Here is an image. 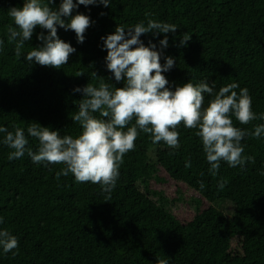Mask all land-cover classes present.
Here are the masks:
<instances>
[{
  "label": "trees",
  "instance_id": "1",
  "mask_svg": "<svg viewBox=\"0 0 264 264\" xmlns=\"http://www.w3.org/2000/svg\"><path fill=\"white\" fill-rule=\"evenodd\" d=\"M23 3L0 0V39L5 42L0 50V126L12 132L23 128L29 140L26 147L34 152L39 141L27 133L32 123L58 130L61 136L75 138L81 133L72 117L83 93L75 88L98 86L101 78L113 87H124V81L116 82L107 70L101 37L117 26L146 25L148 19L178 28L167 34L169 44L161 56L162 64L169 56L176 61L163 73L170 89L215 81V93L238 83L235 91L247 88L252 110L264 114V0H111L108 7L79 5L73 15H88L93 23L83 43L77 42L75 32L58 26L59 38L76 49L60 69L24 58L42 45L37 39L40 32L47 35L39 27L16 57L14 43L8 42V28L16 26L8 13ZM60 3L55 0L50 6L58 9ZM185 34L191 39L181 45ZM164 35L150 32L140 39L145 46L151 40L159 50ZM210 99L205 94V107ZM94 115L102 118L98 112ZM232 119L234 126L249 133L264 124V119L246 125ZM134 124L135 120L129 126ZM177 131L178 149L164 142L153 144L151 135L141 132L135 149L123 157L111 193L99 184L79 183L72 174L57 178L65 165L34 163L27 152L9 161L13 149L0 133V230H8L19 241L15 256L0 247V264H264V134L241 141L243 155L253 157L254 163L230 167L221 161L213 176L197 129L181 124ZM169 180L195 193L189 203L195 211L191 219L180 217L173 201L153 189V183ZM222 180L227 183L220 189ZM224 201L234 206L231 218L214 205Z\"/></svg>",
  "mask_w": 264,
  "mask_h": 264
},
{
  "label": "clouds",
  "instance_id": "2",
  "mask_svg": "<svg viewBox=\"0 0 264 264\" xmlns=\"http://www.w3.org/2000/svg\"><path fill=\"white\" fill-rule=\"evenodd\" d=\"M110 2L76 0L74 3V0H61L58 9H55L50 6L55 0H24L22 7L9 9L8 14L16 27L9 26L8 42L14 43L15 55L20 58L34 30L38 27L47 30V35L42 31L37 36L42 45L33 47L24 58L29 63L34 61L41 66L60 69L68 64L76 49L59 38L58 26L75 32L77 42L83 43L93 21L82 13L73 15V11L79 5L102 4L108 7ZM177 31L175 24L148 19L146 25L140 22L127 29L117 26L112 34L101 37L107 50V70L114 75L116 82L124 81V87H113L101 78L98 86L88 83L83 88H75V92L83 93L79 110L72 117L81 125V133L75 138L61 136L58 130L32 123L27 127V133L39 141L35 152L26 147L29 140L23 128L16 127L12 132L0 126V133L5 134L3 143L13 149L8 160L20 159L27 152L34 163L65 165L57 172V178L72 174L79 183L99 184L104 192L111 193L119 178L123 157L135 149V141L141 132L150 134L153 144L164 142L168 147L178 149L180 133L177 129L183 124L185 128L197 129L196 135L202 141L210 164L209 172L213 176L217 174L221 161L227 162L230 167H242L248 161L254 163L253 157L243 155L241 141L248 135L260 138L264 134V124L255 126L254 131L249 133L234 126L232 119L234 116L245 125L264 119V114L258 116L252 110V98L247 88H241L237 93L235 89L239 88V84L229 83L214 93L215 81L211 85L207 81L195 85L188 82L176 86L174 90L168 87L169 81L163 73L172 69L176 61L169 56L162 64L161 56L169 44L167 34ZM150 32L156 36L165 34L159 40V50L151 40L145 46L140 39ZM190 39L185 34L180 44L185 45ZM4 43L0 39V50ZM81 75L83 73L77 76ZM205 94L212 97L206 107ZM97 112L102 118L94 115ZM133 120L135 124L129 126ZM190 166V162L186 163V167ZM226 183L222 180L219 188L223 189ZM200 186L204 187L202 181ZM0 247L5 254L12 252L15 256L17 252L13 250L18 249L19 241L8 230H0ZM160 264L167 262L161 261Z\"/></svg>",
  "mask_w": 264,
  "mask_h": 264
},
{
  "label": "rangeland",
  "instance_id": "3",
  "mask_svg": "<svg viewBox=\"0 0 264 264\" xmlns=\"http://www.w3.org/2000/svg\"><path fill=\"white\" fill-rule=\"evenodd\" d=\"M150 159L153 160L154 154L153 151L149 152ZM161 174H163L161 172ZM153 189L160 191L164 198L168 200V202H172V207L176 209L179 213L180 217L191 219L194 215V209L189 204L191 203V198H193L195 193L190 191L188 188H186L182 184L174 183L173 181H167L164 184H156L153 183ZM180 201H174L178 200ZM193 201V200H192ZM174 203V204H173ZM215 207H217L219 210H221L228 218H231L234 214V206L230 202H216ZM206 205H204L205 207Z\"/></svg>",
  "mask_w": 264,
  "mask_h": 264
}]
</instances>
